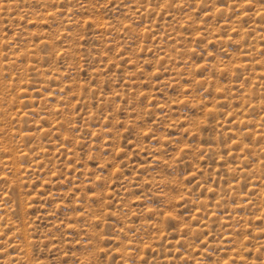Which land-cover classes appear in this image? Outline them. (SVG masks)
<instances>
[{"label": "rangeland", "instance_id": "rangeland-1", "mask_svg": "<svg viewBox=\"0 0 264 264\" xmlns=\"http://www.w3.org/2000/svg\"><path fill=\"white\" fill-rule=\"evenodd\" d=\"M0 264H264V0H0Z\"/></svg>", "mask_w": 264, "mask_h": 264}]
</instances>
